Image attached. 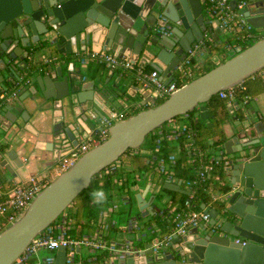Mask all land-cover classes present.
<instances>
[{
  "label": "water",
  "instance_id": "water-1",
  "mask_svg": "<svg viewBox=\"0 0 264 264\" xmlns=\"http://www.w3.org/2000/svg\"><path fill=\"white\" fill-rule=\"evenodd\" d=\"M225 1L232 9L243 2V23L223 26L210 13L207 0H0V95L6 96L0 131L8 139L20 130L38 136L32 130L30 110L43 114L44 135L50 139L45 150L59 164L102 129L116 103L134 97L126 91L123 75L118 74L110 86L109 79L104 84L88 81L78 55L96 52L125 58L142 71H157L166 86L182 66L214 59L221 52L228 56L159 105L157 93L132 86L143 99V110L112 125L106 140L57 176L20 219L0 232V264H12L89 187L94 176L128 150L139 149L148 135L195 110L199 120H210L213 115L206 103L212 97L264 70V35L254 41L264 32V0ZM235 39L254 43L242 50L232 43ZM95 44L100 50H90ZM33 46L49 55L73 57L74 62L67 74L58 64L53 73L19 89L30 84L25 79L33 74ZM42 106L53 110L48 127L47 109ZM237 110L235 103L227 106L233 128L221 148L228 164L229 191L220 211L206 208L210 230L173 236L159 251L151 248L148 239L135 242L132 236L134 254L112 264H264V115L247 105L239 115ZM0 167L16 176L1 158ZM165 188L180 192L173 185ZM144 195L135 196L138 211L152 215V199L145 201ZM50 264H70L66 250L59 248Z\"/></svg>",
  "mask_w": 264,
  "mask_h": 264
},
{
  "label": "built area",
  "instance_id": "built-area-1",
  "mask_svg": "<svg viewBox=\"0 0 264 264\" xmlns=\"http://www.w3.org/2000/svg\"><path fill=\"white\" fill-rule=\"evenodd\" d=\"M207 4L210 13L212 12L223 26L233 28L235 24L243 23L244 19L240 14L244 5L243 2H239L234 9L230 8L225 0H207ZM238 47L242 48L240 45ZM78 59L82 66L96 63L104 64L111 71L121 70L123 72H130L135 77L143 80L141 82L143 87L150 89L152 93H157V99H167L183 86L178 87L175 82L166 86L158 79L157 71L153 70L151 73H144L138 67L136 69V65H133L129 60L118 58L112 54H80L78 55ZM46 64H48V61H46ZM196 65L180 67L179 73L181 75L179 80L192 79L195 71L199 69V66ZM38 71L42 72L43 69L40 68ZM259 77L264 79L263 70L259 73ZM234 88L219 92L217 94L218 98L227 100L230 102L229 104H232L236 93ZM240 89L242 91L245 90L244 87ZM5 100L6 96L1 94L0 109L5 103ZM249 101L248 97H244L243 105H247ZM129 113L133 115L135 111L129 108L120 113L111 112L99 132L82 142L70 156L61 161L57 167V175L59 176L61 173L67 171L79 157L87 153L92 147L106 140L110 127L117 122L128 119ZM195 123H197L196 119ZM166 125L167 129L166 126L165 128L160 127L154 132L156 135L155 148L152 151H140V153L147 156V171L135 174V180L138 183L144 181L147 183V187L144 190V200L151 189L156 194L166 193V196H161L162 203L164 204L163 209H159L155 205L154 201L156 200V196H151V213L156 221L148 228L149 232L141 230L135 218L129 219L124 226L119 225L113 216L118 215L120 205L112 202V206L108 210L101 212L98 219L91 223L93 228L92 233L81 234L79 237L69 235L72 229L71 223L66 215L62 214L60 216L61 219L58 222L56 220L55 224L52 223L35 237L12 264H50L53 262L54 257H48L37 263H32L30 260L36 257L41 250L56 252L59 248L66 250V261L70 264H82L86 262L80 258L81 248H85L90 254L86 263L112 264L118 258L134 254V242L132 238H129L130 236H134L135 242L136 240L149 238L148 242L151 243V248L159 251L168 245L173 236H187L194 230L209 231L211 228L210 215L206 211V208H215L213 206L215 203L220 204L222 207L228 195L230 175L227 160L222 155V151L218 156L210 154V143H207L208 147H202L191 123H179L173 119ZM163 143L170 145L167 149L166 156L162 154L160 148ZM136 150L133 154L138 153ZM119 159L117 162L105 168L107 169L106 174L115 173L116 171L125 173L133 169L132 166L122 163ZM177 168L181 169L180 171H187L188 177H178L176 175ZM153 177H158V181L150 182L151 180L153 181ZM125 180V176L119 180L117 178L115 183L117 186L123 187ZM49 183L50 180L47 177H28L23 181L15 182L14 186L0 201V232L20 219L32 201ZM210 183H216L221 188L226 187L227 191H212L210 189ZM170 185L176 186L180 190V192L176 193L184 195L181 201L177 200L176 202L173 194L170 193L173 191L165 188ZM135 191H137V194L143 193L139 185L136 184L128 188H123L120 196H114L121 204L128 205L130 202V194H133ZM111 231H115L114 234H122V239L110 237ZM101 256L103 258L99 260Z\"/></svg>",
  "mask_w": 264,
  "mask_h": 264
},
{
  "label": "crops",
  "instance_id": "crops-1",
  "mask_svg": "<svg viewBox=\"0 0 264 264\" xmlns=\"http://www.w3.org/2000/svg\"><path fill=\"white\" fill-rule=\"evenodd\" d=\"M263 34L264 32L261 34H258L260 36H258L254 41L259 40L263 36ZM238 41L241 47H245L249 43V41H253V39L251 40L250 39H240L237 41L234 40L232 43L237 44ZM33 48L35 50L33 68H32L33 74H30L25 79V81L26 80L29 81L30 84L19 85V89L24 88V87L28 88L32 86V84L35 83L36 77L38 76L46 77L48 76V74L53 73V71L58 66V64L60 65L63 74H67L69 64L74 62L73 61L74 59L72 56H70L72 58H68L67 56L57 55L55 52L49 55V54L44 53L40 49H38L36 46H33ZM90 50L98 51L100 50V46L95 44L90 47ZM93 53H96V52H93ZM215 56L216 57L214 59L212 57L205 58L201 60L199 63H197V65L198 66L203 65L202 67H204L209 62L210 64L213 63L216 65L223 63L221 62L223 59L222 52L215 54ZM46 61H48V64H46ZM78 66H79L78 62H75V67L77 68ZM40 68L43 69L42 72L38 71ZM135 68L137 69V66H135ZM83 70L86 73L88 81L95 80L99 82L100 84H104L105 80L109 79V83H108L109 86L112 85L116 81L118 74L123 75V78L128 83L126 91H128L131 95H134V97L129 96L130 100L128 102L121 100L118 103H116L115 106H113V112L120 113L129 108L133 109L135 113L137 111L140 112L143 110V108L141 107L143 99L140 98V95L135 93V90L132 88V86H135L137 88H141L143 86L140 81L134 79L135 77L133 74H131L130 72H123L121 70H117V71H114V74L111 77L110 69H108L104 64H96V63H90L89 65L83 67ZM145 71L144 73H150V71H153V70L151 68H147ZM262 84H264V79L260 77V79L251 80L247 85L244 86V88L249 87V91H250V94L248 95V97L250 98V101L247 104V107L251 110H255L256 112H259L262 115H264V88L262 89L263 87ZM233 103L237 104V106L239 107V110L240 108L244 106L241 101L239 103L236 101ZM147 108H150V107L147 106L144 109H147ZM45 109H47V107L42 106V110H45ZM239 110L236 111L235 115L240 114L241 111ZM210 112L212 113V111ZM30 113L32 116V118L30 119V123L33 127L32 130L38 133V136H34L27 131L20 130L14 136L12 134H9L8 135L9 139H8V137H6V134L0 131V148L2 147L4 148L3 151H0L1 161H3L5 165L9 166L12 172H14V174L16 175V176H10L5 171L4 168L0 167V200L3 197L1 194H4L5 196V194H7L8 191L14 186L15 182L23 181L27 179L28 177H47L51 183L58 176L57 167L59 166V163L52 161L51 153L45 150L46 146L48 145L47 143L50 142V139L46 138L44 135L46 130H45V125L43 123V116H42L43 114L41 113L37 114V112H35V110H32V109L30 110ZM52 113H53V110L52 109L49 110V108L47 109V112L45 113L47 116V119L45 120L47 121V127L50 125V122L52 120V117H51ZM177 122L184 123L182 118L178 119ZM23 125L24 123H21L20 127L22 128ZM232 128H233L232 121H231V118H229L228 122L222 127L225 138L230 137V135L232 134ZM166 129H167V125H166ZM213 139H215V137ZM213 139L211 138L209 142L211 143ZM200 142L204 144L208 143V142H204L201 139H200ZM220 149L221 150H218L219 152H217L215 149L213 151L210 149V154L215 155V152L220 153L222 151V148L220 147ZM9 154H10V157H9ZM152 179H153V182L158 181V177H153ZM4 185L10 186L8 191H6L5 193L1 192ZM146 187L147 185L143 189V193ZM133 194H135L136 196L137 191H135ZM149 199H151V196L148 198L146 195L145 200L148 201ZM117 201L119 200L115 199L113 202L118 204L119 202ZM133 205H135L138 210L137 204H132L130 207H132ZM76 211H77V208L72 206L71 210L68 213H66L67 217L70 220L72 229H75V227H77L76 225L78 224V222H82V223L85 222L80 212L75 214ZM92 222L94 221H91L90 223ZM92 230L93 228L91 224L86 225L83 227V229H81V234H90L92 233ZM114 233L115 231H111L110 237H114V239H122L123 237L122 234H119V233L114 234ZM129 238H131V236ZM55 253L56 252H49L46 250H41L38 252V255L36 257H33L30 260V262L37 263L38 261H41L48 257H54Z\"/></svg>",
  "mask_w": 264,
  "mask_h": 264
},
{
  "label": "trees",
  "instance_id": "trees-1",
  "mask_svg": "<svg viewBox=\"0 0 264 264\" xmlns=\"http://www.w3.org/2000/svg\"><path fill=\"white\" fill-rule=\"evenodd\" d=\"M238 39H235V41H237ZM254 43V41H249V43L245 46L242 47L243 49L249 47L250 45H252ZM237 44L239 45V41L237 42ZM242 44V43H241ZM243 45V44H242ZM203 65H199V69L197 71H195L194 73V77L196 75V73H198L199 76L209 72L210 70H212L213 68H215L217 65L213 64L210 62L202 67ZM146 72V71H145ZM152 71H150L151 73ZM193 77V78H194ZM192 78V79H193ZM190 79V80H192ZM257 80L260 79L259 75H254L251 78L245 80L241 85L236 86L234 89L236 91L235 93V98L234 101L232 102H242L244 101V97H248V95L250 94L249 91V87H246L244 91H242L240 88L244 87L245 85H247L251 80ZM188 80V81H190ZM178 87L184 85L185 83H180L179 78L174 79V81ZM262 89L264 88V84H262ZM249 98V97H248ZM161 99L162 101L160 103L157 102L156 100V105H159L161 103H163L166 98H158ZM250 100V98H249ZM230 102H228L227 100H222L219 99L218 96L216 95L215 97H212L207 103L206 106L208 108L209 111H212V118L210 119V128L211 129H215L217 132L214 135L215 139H213V141L210 143V147L214 148L216 151L221 150L220 147L222 146L223 142L225 141V136L223 134V130L222 127L223 125H225L229 118V114L227 111V105ZM139 113V111H137L135 114ZM134 114V115H135ZM186 119V120H192V113H189L186 116L183 117H177L175 118V120L178 119ZM167 124V123H166ZM166 124H164L161 128H165ZM193 125V123H192ZM194 127V125H193ZM195 129V128H194ZM155 132V131H154ZM151 133L149 136H147L145 138V141L143 143V145H141V147L136 150V152H138L137 154H133V152H135V150H128L127 152H125L124 155H122L119 159V161H122V163L124 164H129L130 166H132V170L129 172H118L116 171L115 173H105L107 169L101 171L98 175L94 176L91 180V183L89 185V187L82 191L78 197L74 200V202L72 203V205L67 208V210L65 211V214L68 213L71 210V207H76L77 211L76 213H81V215L83 216L85 222H78V224L76 225L77 227H75V229H71L69 232V235L71 236H75V237H79L81 236V229H83L84 226L86 225H90L91 221H96L99 217V214L105 210H108L112 205L111 203L115 200V196L114 195H121V192L123 191V188H128L131 186H134L136 184H139L136 180H135V174H139L142 171H147V165H146V155H143L142 153H140L141 150H148V151H152L155 148V140H156V135L155 133ZM96 137V135H95ZM198 141L200 142V137L198 136ZM108 138V137H107ZM201 143V142H200ZM202 147H208V144H204L201 143ZM170 145H168L167 143H163L160 148H161V152L164 156L167 155V149L169 148ZM143 148V149H142ZM3 147L0 148V151H3ZM222 165V164H220ZM181 169L177 168L176 169V175L178 177L181 178H186L188 177V172L185 170L180 171ZM126 178V180L123 183V187H119L116 185L115 180L118 178L121 179V177ZM103 190V192L106 194V201L103 204H95L92 201V197H91V193L94 190ZM210 189L212 191H216V190H221L223 192L227 191V188H221L219 187L216 183H210ZM171 194H173V197L175 199V201H181L184 197L183 194H179V193H173L170 192ZM130 194V193H129ZM133 202V203H132ZM132 204H136V201L134 199H132V194H130V202L127 206H131ZM217 204V203H215ZM213 204V206H220V204L215 205ZM199 207V206H198ZM120 212V211H119ZM67 217V215H66ZM61 219V217H59L57 219L56 222H58ZM67 219L69 220V218L67 217ZM56 222H54L53 224H55ZM166 232V231H163ZM103 256H101L99 258V260H102Z\"/></svg>",
  "mask_w": 264,
  "mask_h": 264
},
{
  "label": "rangeland",
  "instance_id": "rangeland-1",
  "mask_svg": "<svg viewBox=\"0 0 264 264\" xmlns=\"http://www.w3.org/2000/svg\"><path fill=\"white\" fill-rule=\"evenodd\" d=\"M222 57H223V59H222L221 62L224 63L226 61V59L228 60V56L227 55L223 54ZM201 60H203V59H201ZM259 73H257L256 75H259ZM180 75L181 74L179 72L178 73H174V77H176V78H179ZM197 77H199L198 73H196V75H195V77L193 79H196ZM188 80H189V78H187L186 80H183V81L182 80L181 81L179 80V81L182 82V83H185V84H187L190 81H192V80H190V81H188ZM161 101H162L161 99H157V102L158 103H160ZM133 115H132V113H129L128 118L131 117V116H133ZM197 118H198V112H197V110H195L194 112H192V118H191L192 120L190 121V120H186V119L183 118V122L184 123H187V124H190V123L192 124L193 123L194 128H195V131L198 134V136L200 137V139L203 140L204 142L210 143L209 142L210 139L211 138L212 139L214 138V135L216 134L217 131L215 129H211L210 128V120L201 121V120H199V118L198 119ZM228 118H231V116L229 115ZM195 119L197 120V123H195ZM210 149L212 151L214 150V148H211V147H210ZM217 152H219V151H217ZM218 154L219 153H216L215 152V155L216 156ZM140 173H142V172H140ZM150 182L153 183L152 180ZM226 182H227V180H226ZM146 184L147 183L145 181L139 183L138 185H139L140 190L143 191V189L145 188ZM9 188H10L9 185H4L1 192L5 193L6 191H8ZM1 195L3 196L2 197V199H3L4 198V194H1ZM153 195L156 196V200L154 201L155 202V205L159 209H163L164 208V204L162 203L161 196H163V197L166 196V193L156 194V192L154 190H152V189L149 190V192L147 193V197L149 198L150 196H153ZM115 199H117V198L115 197ZM132 199L134 201L135 194H132ZM117 202H119V201H117ZM118 204L120 205L119 206V208H120L119 211L120 212L118 213V215H114L113 217L116 219V222H118L119 225H123L124 226V225L127 224V222L129 221V219L135 218V219H137V222H138L139 226L141 227V230L146 231V232H149L148 228L151 227L154 224V222L156 221L155 217H153L152 215H147V216H143L142 217L140 215V213L138 212V210H137V208H136L135 205H133L132 207H130V206H127V205L120 204V202ZM215 205H217V204H215ZM214 207H216L219 211L221 209L219 206L218 207L217 206H214ZM146 239L149 240V238H146ZM89 257H90V254L87 252V250L85 248H81V253H80L81 260L87 262V260L89 259ZM88 264H94V263H89L88 262Z\"/></svg>",
  "mask_w": 264,
  "mask_h": 264
},
{
  "label": "clouds",
  "instance_id": "clouds-1",
  "mask_svg": "<svg viewBox=\"0 0 264 264\" xmlns=\"http://www.w3.org/2000/svg\"><path fill=\"white\" fill-rule=\"evenodd\" d=\"M90 195L92 197L93 203L95 204H103L106 201V194L103 192V190H94Z\"/></svg>",
  "mask_w": 264,
  "mask_h": 264
}]
</instances>
